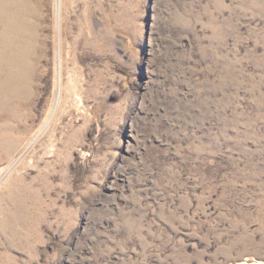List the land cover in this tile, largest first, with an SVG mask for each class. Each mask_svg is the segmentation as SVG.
Instances as JSON below:
<instances>
[{
	"label": "rangeland",
	"instance_id": "1",
	"mask_svg": "<svg viewBox=\"0 0 264 264\" xmlns=\"http://www.w3.org/2000/svg\"><path fill=\"white\" fill-rule=\"evenodd\" d=\"M24 1L0 264H264V0Z\"/></svg>",
	"mask_w": 264,
	"mask_h": 264
},
{
	"label": "bare ground",
	"instance_id": "2",
	"mask_svg": "<svg viewBox=\"0 0 264 264\" xmlns=\"http://www.w3.org/2000/svg\"><path fill=\"white\" fill-rule=\"evenodd\" d=\"M65 0H61V2ZM24 0H0V26L4 28L0 33V62L7 64L6 69L0 68V101L18 97L25 91V76L27 61L31 49L28 43L34 41L28 34V13L24 7ZM38 30V29H37ZM21 85L23 90L21 91Z\"/></svg>",
	"mask_w": 264,
	"mask_h": 264
}]
</instances>
